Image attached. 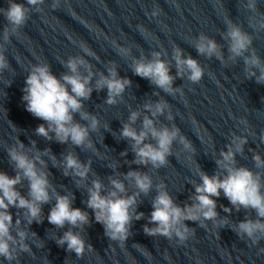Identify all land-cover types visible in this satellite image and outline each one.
<instances>
[{
	"label": "clouds",
	"instance_id": "1",
	"mask_svg": "<svg viewBox=\"0 0 264 264\" xmlns=\"http://www.w3.org/2000/svg\"><path fill=\"white\" fill-rule=\"evenodd\" d=\"M44 3L45 0H8L7 8H0V14L7 21L0 34V74L10 67L5 53L11 37L20 35L31 13L42 12L41 5ZM51 7L59 8L60 0H53ZM243 7L252 13L258 12L257 0H246ZM159 13L157 7L150 15L156 17ZM248 24L257 32L264 31V14L249 16ZM139 27L141 32L146 31L142 26ZM221 37L225 44L200 33L191 38V45L199 56L215 58L225 66L242 60L245 79L254 78L257 84L264 85V60L252 46L253 35L229 18ZM81 48L87 55H94L85 44H81ZM116 48L121 57H132L130 68L134 75L147 79L156 89L171 96L184 94L181 86H174L177 78H186L192 84H198L204 76V67L198 59L186 56L180 46L173 47L171 59L164 58L168 56L166 50L153 51L151 58H148L143 54L132 56L131 47L116 45ZM60 62L66 71L60 73L59 77L53 74L51 65L45 61L32 64L26 76L22 96L25 108L34 117L44 121L36 127L35 134L46 141L55 140L96 153L98 150L91 133L100 130V119L86 110L84 102L91 98L93 91L107 89L104 103L116 105L123 99L132 81L119 75L115 61L109 62L107 74L104 71L95 72L93 65L83 56H70ZM173 62L175 75L171 72ZM153 95L160 98L145 102L140 109L131 110L119 131L121 140H127L134 153V159L126 162L143 168L150 166L152 170L161 169L167 166L170 156L179 155L173 151L174 144H179L181 151L188 153V159L191 160L196 152L192 141L175 123L169 126L160 121L161 116L167 121L174 120L171 105L160 91H154ZM77 114L79 120L76 119ZM138 120L140 126L136 127ZM241 123L247 124V121L242 120ZM260 139L264 142V135ZM246 144L247 136L233 133L225 149H221L219 157L215 159L217 167L214 174L209 175L200 167L197 168L200 182H192L194 192L188 197L191 203L178 204L163 181L154 185L148 171L130 168L127 173L109 175L107 185L98 175L92 179L86 190L87 208L92 210L95 222L103 226L105 236L123 247L132 235L133 221L145 218L144 212L137 211L142 203L141 196H148L155 188L156 195L151 199L152 211L143 225L146 235L162 236L170 241L175 238L178 245H183L196 231L186 222L191 221L201 228H207L206 222L211 221L214 228L228 227L241 240L249 241L250 246L258 245L264 240V158L257 152L253 153L256 171L240 165L237 155L244 154ZM50 152V148L39 150L35 140L26 146L18 139L17 144L7 148L15 175L0 171V258L8 264L18 262L20 253L32 252L27 241L30 234H37L30 230V226L34 222L43 223V206L53 200L55 203L47 215V221L57 229L68 226L67 231L56 239L58 246L66 245L65 250L74 252L76 257H82L86 248L93 249L81 234L86 231L85 226L92 222L89 212L72 207L75 199L73 193L61 194L57 191L50 179L48 161L44 159ZM127 155L128 150L121 153L123 157ZM62 156V159H57L52 153V166L62 169L65 177H75L78 184H84L92 171L91 159L83 162L75 151H68ZM110 167L115 170L117 165ZM25 182L26 196L18 188L25 187ZM129 186L135 190L129 192ZM221 193L231 205H220L223 212L228 214L223 217L217 211L215 199ZM13 207L18 210L15 221L10 211ZM242 209L245 210V218L238 222L231 221L233 210L240 212ZM251 212L255 213V218H252ZM22 224L25 226L22 227ZM259 253H264V247L259 249Z\"/></svg>",
	"mask_w": 264,
	"mask_h": 264
}]
</instances>
